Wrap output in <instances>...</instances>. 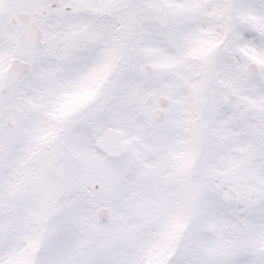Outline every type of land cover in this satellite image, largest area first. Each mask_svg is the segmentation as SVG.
<instances>
[{"label": "snow or ice", "instance_id": "obj_1", "mask_svg": "<svg viewBox=\"0 0 264 264\" xmlns=\"http://www.w3.org/2000/svg\"><path fill=\"white\" fill-rule=\"evenodd\" d=\"M0 264H264V0H0Z\"/></svg>", "mask_w": 264, "mask_h": 264}]
</instances>
